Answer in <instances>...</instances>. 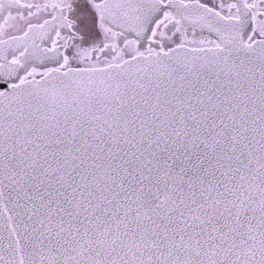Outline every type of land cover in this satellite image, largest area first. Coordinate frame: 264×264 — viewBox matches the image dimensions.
<instances>
[{"label": "snow or ice", "instance_id": "snow-or-ice-1", "mask_svg": "<svg viewBox=\"0 0 264 264\" xmlns=\"http://www.w3.org/2000/svg\"><path fill=\"white\" fill-rule=\"evenodd\" d=\"M0 264H264V0H0Z\"/></svg>", "mask_w": 264, "mask_h": 264}]
</instances>
